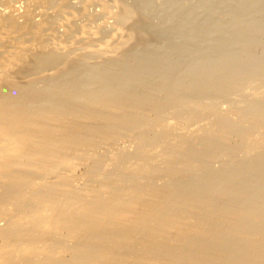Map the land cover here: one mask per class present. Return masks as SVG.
I'll return each instance as SVG.
<instances>
[{"label":"bare ground","instance_id":"1","mask_svg":"<svg viewBox=\"0 0 264 264\" xmlns=\"http://www.w3.org/2000/svg\"><path fill=\"white\" fill-rule=\"evenodd\" d=\"M0 264H264V0H0Z\"/></svg>","mask_w":264,"mask_h":264},{"label":"rangeland","instance_id":"2","mask_svg":"<svg viewBox=\"0 0 264 264\" xmlns=\"http://www.w3.org/2000/svg\"><path fill=\"white\" fill-rule=\"evenodd\" d=\"M99 2H100V1H98V2L96 1V2L93 4L94 8H98V5H97V4H99ZM95 5H96V6H95ZM93 6H92V7H93Z\"/></svg>","mask_w":264,"mask_h":264}]
</instances>
